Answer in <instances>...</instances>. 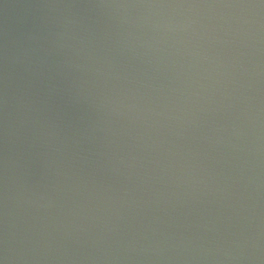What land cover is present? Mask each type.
<instances>
[{
  "label": "water",
  "instance_id": "1",
  "mask_svg": "<svg viewBox=\"0 0 264 264\" xmlns=\"http://www.w3.org/2000/svg\"><path fill=\"white\" fill-rule=\"evenodd\" d=\"M0 264H264V0H0Z\"/></svg>",
  "mask_w": 264,
  "mask_h": 264
}]
</instances>
